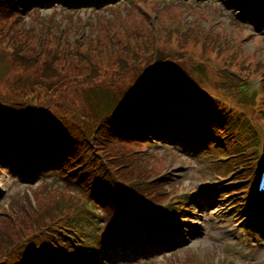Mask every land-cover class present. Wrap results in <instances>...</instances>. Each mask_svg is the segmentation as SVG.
Returning <instances> with one entry per match:
<instances>
[{"label": "trees", "instance_id": "obj_1", "mask_svg": "<svg viewBox=\"0 0 264 264\" xmlns=\"http://www.w3.org/2000/svg\"><path fill=\"white\" fill-rule=\"evenodd\" d=\"M72 1L79 0H0V41L11 49L14 61L25 70L38 75L34 77L39 80L26 86L22 83L23 87L18 89L19 92L14 93L17 100L0 101V149L3 148L0 152V161L2 164H9L10 168L22 176L28 174L31 178L39 169L62 173L70 184L86 186L90 198L113 213L108 227L109 234L113 231L123 234L122 230L127 228L131 231V228L137 225L134 213L131 214L129 223L125 224L122 221L124 214L132 206V198H145L140 191L145 192L146 188L139 187L137 191L132 187L136 186L132 182L133 178L121 170L124 168L121 164L132 159L135 153L124 154L119 151L116 154L115 148L120 143H148L151 138H158L167 131L185 128L189 120H193L194 124H208L213 128L212 134L216 130L221 137L229 136L228 138L234 143H243L241 134H247V129L245 125L242 126L239 114H245L251 106L245 104L241 108H230L227 104H223L219 97H215L205 89L199 83L203 80L204 70H200L202 62L197 58L189 56L176 64L163 59L161 52L154 48V44L147 43V33L143 29L148 20L138 16L134 20L138 28H142L140 32L119 31L116 35L118 43L123 46L131 43L137 48L132 56L120 60L123 63L121 68L125 71L124 75H131L134 81L129 82L124 88L126 90L119 98L118 106L108 110L106 114H99L85 106L64 104L61 107L50 90L51 85L41 82L54 78L56 70L60 72L62 68L69 69L75 76L77 74L73 70H77L83 78L100 76L97 62L104 63V60L109 59L106 50L112 47L111 32L106 27L93 31L90 42L86 38V46L76 49L62 39L60 35L65 30L57 29L56 25L53 28L52 24L38 26L42 32L39 36L34 31L28 30L31 28H26L25 16L38 15L37 10L36 13L34 12L39 6H48L52 2L70 4ZM96 1L111 4L120 0ZM229 1L231 8L235 10L245 2V0ZM51 21L54 22L52 19ZM103 29L107 33L101 35ZM103 37H107V43L103 44ZM32 39L35 40L33 45L27 41ZM44 41L52 45L39 48L43 46L38 42ZM87 44H90V47ZM61 48L67 58L56 65V60L62 54ZM36 49L42 50L36 52ZM73 58L82 59V62L77 61L76 64ZM91 65L94 67L91 68ZM50 67L54 69L51 73H49ZM43 85L47 98L36 102L38 97L34 99V95ZM149 88H153V93L147 92ZM129 90L138 94L135 100L128 97ZM53 102L56 106H51ZM60 108L62 112H59ZM97 108L101 109L103 105L97 104ZM201 133L200 129L192 132L195 137H199ZM210 138L213 139V135ZM85 144L94 145L96 149L93 150L97 151L98 156L99 153H108L106 157L110 159H115L116 156L120 158L121 169L111 163L102 164V168L109 166L112 172L102 170V175L95 177L92 173L101 167V159L99 158V163L92 169L85 170L83 167L84 164L86 165L83 147ZM44 167L47 169H43ZM123 180L131 183H123ZM33 194L37 198V203H41L40 200H44L46 196L41 187L33 189ZM23 198L29 199V196L26 194ZM33 208V205L23 202L15 214L26 215ZM7 212L6 209H1L0 219L12 214ZM71 216L72 212L68 211L55 218ZM71 228L72 226L66 223L45 224L43 221L39 230L31 231L20 238L24 232L15 224V249L0 259V264L6 261H10V264H39L51 254L64 255L67 251H75L73 248H76V243L69 234ZM2 231L7 232V229L3 227ZM134 231H131L132 237ZM2 233H0V245L3 243ZM121 238L124 239L125 235ZM106 239L107 235L104 241Z\"/></svg>", "mask_w": 264, "mask_h": 264}, {"label": "rangeland", "instance_id": "obj_2", "mask_svg": "<svg viewBox=\"0 0 264 264\" xmlns=\"http://www.w3.org/2000/svg\"><path fill=\"white\" fill-rule=\"evenodd\" d=\"M177 1L178 0L144 1L143 4L140 5L148 9L150 5L158 3L160 6L161 2H167L162 8V16L165 17L167 10L175 6ZM208 3L211 6L204 5L198 10V12L201 13V36L206 33L207 28H210L214 41H211L208 46L203 43L202 47L204 48V53L201 54V57L208 58L209 56H214L215 58L212 61L211 67L213 78L221 81L225 80V88L232 92L230 97L242 98V100L249 105L255 103L250 110L252 113L258 114L259 117H264V115L260 113V110L264 111V36L256 31H252L247 25H241V23H236V25L231 28L219 27L217 24L218 19L215 15L217 11L216 8H214L218 7L219 4L215 1ZM202 4H204L203 1L194 2L193 6ZM127 6L132 10L135 8L139 12L141 11L138 16L147 17V13L142 11V8H139L138 4L135 6ZM109 8H112V6L105 8V10ZM41 9L43 13H38V15L34 14L31 21L26 20V28L28 29L30 27L31 29L28 30L34 31L35 34L39 36L42 32L39 30L38 26H48L47 21L49 19L56 22V24H54L53 21L48 22L51 23L52 26L56 25L55 27H58V23L62 21L63 25H66L67 20H69L67 31L62 36V39L69 42L72 48L75 47L76 49H81L83 45L84 47L86 46L80 37L81 33H84L85 38L92 34H89V32H82L86 27L91 29V31L106 27L108 31L113 34H118L119 31L133 33L142 30V28H138L134 20L133 17L135 12H132V10L130 12L128 10L121 12L120 10L119 13L121 17L118 21L119 23L116 25V21L107 10L94 12L95 10H88V8L74 9V11L81 13L69 14L62 20L61 18L65 16L62 12L67 11L63 5L56 4L53 8L47 7ZM54 9L58 10V14L55 16L48 15ZM185 9L188 10L187 7ZM195 13L196 11L193 13L181 12L178 13V16L187 14V19H194ZM36 18L38 21H36ZM220 19L219 22H224V24L227 25L230 24V17H221ZM77 20H79L76 28L78 31H74L75 29H72V31L69 30V25L72 21ZM160 24L162 25V21L157 23L155 27H147L146 24L143 29V31L147 33V43L151 42L155 47L162 44L159 42L165 38L173 39L171 34L164 37L154 31L156 29H162ZM166 26H168V24ZM186 28L189 32V38L182 40L183 43L190 47L191 45H195L196 22L189 21V23L186 24ZM122 32L121 36L123 35ZM105 33L107 32L104 29L100 32L101 35ZM23 39L24 38H21V40ZM27 41L32 45L35 43L34 39ZM52 42L56 46V43L54 41ZM107 42V37H103V44ZM45 45H48L46 41ZM136 49V46L133 45L113 46L106 50V52L109 56H114L117 60H126L128 56H132L136 53ZM38 50L42 49H36V52ZM66 58L65 53H62L55 64L57 65L60 61L64 62ZM96 59H98V56ZM73 60L76 64L77 61L82 62V59L79 60L78 58H73ZM223 61L229 62L225 71L223 70ZM104 63L105 65L103 63L98 65L101 74L100 77L95 79L94 77L83 78L81 75H77L73 79L72 72L69 69L65 70L62 68L63 70H60V72L56 70L54 78H50V80L41 83H48L51 85L50 90H52L56 102L60 104L61 107L64 104H75L79 107L85 106L89 108V110L96 111L94 105V103L97 104L98 102L96 97H101L103 99V107L109 109L124 94L126 90L124 88L129 82L132 83L134 78L131 75H124L125 71L119 69L118 64L112 65L111 60L108 62L106 59ZM51 70H54L53 67L49 68V73H51ZM22 74L38 76L25 70L24 67L14 61L11 56V49L0 41V101L17 100V96L14 93L19 92L18 89L23 87L22 83L26 84L25 82L28 79L27 77L21 76ZM33 76H31V78ZM235 76L238 80L237 83H234L232 80ZM37 82H39V80L34 79L29 83ZM43 88L44 85L41 86L38 93L34 95V99L38 97V99L35 100L36 102L44 101L47 98L46 91ZM51 106L56 105L53 102ZM59 112H62L61 108ZM198 127L197 125L193 127L192 130L198 129ZM189 129H191V127H189ZM206 137L207 135L203 136L201 139L205 140ZM170 138V136H166L163 143L160 142L157 145L152 144L153 146H149L148 150L151 151L148 152L147 155L150 159H154L155 164L159 168H165L168 171V177L171 179L166 183L167 189L173 192L179 188V199L183 195H189L191 200L187 202L186 205L190 204L193 198L196 197V194L200 193L201 200L205 199L202 202L204 205L202 206L199 202L195 213L191 215V222L188 223V226L194 225L186 229L185 227H181L183 229V234H181L184 239L183 243L179 242L175 246H171L170 249L158 252L151 257H144L143 259H138L137 257H130V259L126 257L120 258V256L109 247L108 251L111 253L114 261V263L110 264H179L185 259L187 262H183L182 264H198L201 261L203 264H207L209 260L212 261L213 264H264V230L259 229L258 231H254L253 229L249 230L243 227L244 223L242 225L238 222L240 220L239 210L231 209V204L234 201H231V198H226L227 196L224 194L226 189H216L215 186H213L219 179H217L218 176H214L217 172L211 169L213 167L212 163L216 158L215 156L209 155L211 149L206 150L202 145H198L201 143V140L195 141L191 139L189 140V144V142H183V140H173ZM200 147L201 150L199 149ZM164 150H166L167 159H160L157 154L162 153L165 155V152H163ZM86 165H89V163H86ZM126 167L127 165H125L124 168ZM224 175L226 174L222 176ZM155 176L156 175L151 174L150 177L153 178ZM232 178L233 177L225 181H229ZM29 181L30 179L13 174V171L9 167H0V186L6 188L5 191L2 189L0 190V209H6L8 212H12L8 217L5 215V219H0V233L3 232V227L7 229V232L2 233L3 243L0 245V257L7 253L12 244L16 242L14 233L15 224L20 231L24 232L20 238L25 237L31 231L38 229L43 221H45V224L48 222H60L61 219L55 217L68 212L70 202L73 203L74 199H77L78 204L83 205V207H81V213L87 214V217H80L81 220L79 221L84 233H87L94 241L96 239L99 240V235L105 227L107 216L103 210L92 204H88L83 193H76V198H70V194H74L75 191L78 190L77 186L71 185L67 179L63 180L66 183L63 184L55 173H38L36 179H32L33 182ZM40 182L44 183V185L41 186V190L46 195L45 199L40 201L41 203H45L41 204L38 202L35 206L36 201L28 203L22 201V196L26 194L29 195V192H32V190L29 191V185H37V183ZM63 185H65L67 190L71 191L64 190ZM147 187L154 188L155 191L166 190L157 180L148 184ZM157 194L161 195L160 193ZM165 194L168 193L166 192ZM245 195L246 194H243L241 198V202L243 203L246 197ZM221 196L226 198L222 202L219 201L221 200ZM29 197L31 198L30 195ZM188 199V197H183L180 203L184 204ZM239 201L240 200H236V202ZM23 202L27 205H33L34 208L26 215L15 214V211L19 209L20 204ZM262 204L264 205V202ZM175 211L174 206L163 211V213H165L164 220L166 226H176L177 218L174 215ZM84 236L85 240H90L86 234H84ZM72 237L77 239L82 238L79 234H72ZM139 250L140 252L142 251V249ZM139 250L136 249L137 252H139ZM231 250L234 251V258L230 255ZM123 260L129 261L123 263Z\"/></svg>", "mask_w": 264, "mask_h": 264}, {"label": "water", "instance_id": "obj_3", "mask_svg": "<svg viewBox=\"0 0 264 264\" xmlns=\"http://www.w3.org/2000/svg\"><path fill=\"white\" fill-rule=\"evenodd\" d=\"M132 96H134V94H132Z\"/></svg>", "mask_w": 264, "mask_h": 264}]
</instances>
